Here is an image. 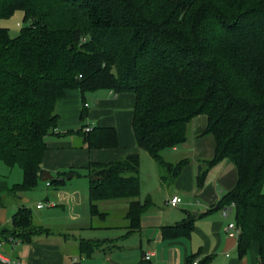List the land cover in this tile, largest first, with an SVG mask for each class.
I'll return each instance as SVG.
<instances>
[{
    "label": "trees",
    "instance_id": "1",
    "mask_svg": "<svg viewBox=\"0 0 264 264\" xmlns=\"http://www.w3.org/2000/svg\"><path fill=\"white\" fill-rule=\"evenodd\" d=\"M18 10L26 24L18 37L0 25V161L21 167L24 181L0 182V208L7 209L4 193L19 198L42 180L46 139L67 91L132 93L138 147L172 180L189 161L170 163L165 152L187 141L195 118L208 117L205 134L217 152L201 163L198 187L224 160L235 165L237 185L214 210L235 203L239 255L256 243L264 264V0H0V20ZM84 138L91 150L118 147L114 128H93ZM90 170L92 217L108 216L101 202H128L129 233L138 230L151 205L140 201V156ZM64 182L58 175L46 183ZM194 222L164 227V236L189 237ZM48 231L25 205L11 229L0 224L2 239L27 244ZM101 246L82 242L81 252Z\"/></svg>",
    "mask_w": 264,
    "mask_h": 264
},
{
    "label": "crops",
    "instance_id": "2",
    "mask_svg": "<svg viewBox=\"0 0 264 264\" xmlns=\"http://www.w3.org/2000/svg\"><path fill=\"white\" fill-rule=\"evenodd\" d=\"M84 103L88 105L86 109ZM136 106L137 98L132 93L67 91L57 105L58 128L46 139L48 150L43 170L52 177L59 175L65 181L70 175L75 178L80 175V170H87L89 200L91 164L107 165L129 155H139L140 201L151 202L150 209L141 217L140 228L129 233V221L126 220L128 202L99 203L100 210L108 214L101 219L92 217L89 200V219L84 224L71 228L44 227L49 231L36 235L30 244L0 237V253L4 258L21 264H146L144 259L150 253L152 264H187L191 257L196 256L195 263L198 261L199 264L207 258L210 259L208 264H260V247L256 243L250 246L245 257H240L239 237L228 229L231 223H235V214L225 217L224 209L214 210L237 185L235 165L224 160L211 169L204 187H198L201 163L213 159L217 152L214 136L205 134L208 117L201 115L195 118L189 125L187 141L165 152L164 156L170 163L189 161L178 178L172 180L163 177L158 163L138 147L133 129ZM89 128L116 129L118 147L89 149L84 138V132ZM60 186L52 188L57 190ZM174 197L182 199L178 207L168 204ZM16 205L19 209L22 207L18 201ZM71 209V220L82 222L80 217H84L73 215L76 208ZM205 210L207 214H200ZM193 216L194 229L189 237L168 239L164 236V227L176 226ZM113 219L114 223L111 222ZM102 230H114L116 238L103 242L105 240L97 237ZM117 231L121 232L120 241L117 240ZM84 232L89 236L85 237ZM89 241L102 243L101 248L90 255L81 252V243Z\"/></svg>",
    "mask_w": 264,
    "mask_h": 264
},
{
    "label": "rangeland",
    "instance_id": "3",
    "mask_svg": "<svg viewBox=\"0 0 264 264\" xmlns=\"http://www.w3.org/2000/svg\"><path fill=\"white\" fill-rule=\"evenodd\" d=\"M25 14L23 11L18 10L12 16L6 17L0 20V25L9 31L12 38H16L20 35L23 27H25ZM80 175L73 179H66L65 184L60 186L57 190L46 186V182L40 181L38 186L31 190L20 192L19 198L4 193V202L7 209V228H12L13 217L18 211L16 202L18 201L19 207L24 205V202L28 208L32 210L34 221L37 225L45 228H61L72 227L73 225L84 224L89 219V200H88V188H89V176L87 170H80ZM24 181V172L19 166L11 167L5 162L0 161V182L6 184L9 188L17 184H21ZM264 190V189H263ZM48 198V200H47ZM18 199V200H16ZM43 204L45 208L38 210L37 205ZM71 208L73 215H81L84 218L81 221H72ZM114 214V213H113ZM235 212L232 211L231 217ZM100 222V221H99ZM114 223V219L111 221ZM101 223V222H100ZM117 240L120 241L118 232ZM45 234V232H41ZM83 235L89 236L84 232ZM97 236L105 240L103 242L114 240V230L112 231H99Z\"/></svg>",
    "mask_w": 264,
    "mask_h": 264
},
{
    "label": "built area",
    "instance_id": "4",
    "mask_svg": "<svg viewBox=\"0 0 264 264\" xmlns=\"http://www.w3.org/2000/svg\"><path fill=\"white\" fill-rule=\"evenodd\" d=\"M86 107H88V105L86 104L85 105ZM93 130V128H89L87 129V132H91ZM48 187H51L50 183H46ZM168 204L172 207H178L179 205L182 204V199L180 197H174L172 198ZM45 206L43 204H39L38 205V209H43ZM235 209V203H232L231 206L227 207L224 209V216L225 217H228L232 214V211ZM228 229L230 231H233L235 232L237 235H239V229L237 228L236 224L235 223H231L228 227ZM144 262L146 264H152V254H147L145 259H144ZM0 264H21L20 262L18 261H12V260H9V259H6L4 258L1 253H0ZM195 264H199V262L197 261Z\"/></svg>",
    "mask_w": 264,
    "mask_h": 264
},
{
    "label": "water",
    "instance_id": "5",
    "mask_svg": "<svg viewBox=\"0 0 264 264\" xmlns=\"http://www.w3.org/2000/svg\"><path fill=\"white\" fill-rule=\"evenodd\" d=\"M74 177V175L72 174V175H70L69 176V180L70 179H72ZM53 177H52V175L49 173V172H44L43 174H42V181H44V182H47V181H49V180H51ZM98 179V177H94L93 178V180H97ZM27 202H29L28 200H26L24 203H27ZM7 209L6 208H0V224L1 225H5L6 223H7ZM200 214H207V211L205 210V211H202Z\"/></svg>",
    "mask_w": 264,
    "mask_h": 264
}]
</instances>
